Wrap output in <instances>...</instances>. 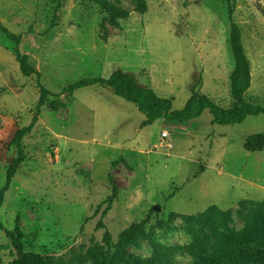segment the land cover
Masks as SVG:
<instances>
[{"label":"rangeland","instance_id":"1","mask_svg":"<svg viewBox=\"0 0 264 264\" xmlns=\"http://www.w3.org/2000/svg\"><path fill=\"white\" fill-rule=\"evenodd\" d=\"M109 1L129 17L113 23L91 0H63L59 8L58 0H0V20L23 34L20 51L52 93L22 140L26 158L4 196L1 221L7 229L19 227L28 250L66 259L103 242L100 219L116 242L148 214L146 235L126 247L136 257L194 242L217 248L213 221L197 213L217 205L228 210L230 229L242 232L255 219L240 214L244 180L254 184L247 206L264 215V149L244 148L249 135L264 133V114L221 125L206 109L187 122L159 118L141 128L145 115L110 87L62 92L81 78L109 77L122 68L160 96L173 97L174 109L186 105L196 83L205 96L232 106L231 3L252 66L246 99L264 106V0H146V13L135 11L132 0ZM14 48L0 30V187L17 155L14 135L31 122L40 96L36 75L21 72ZM163 130L170 149L160 144ZM15 257L0 228V264ZM120 257L113 251L106 263L75 264H120ZM167 264L204 262L177 250Z\"/></svg>","mask_w":264,"mask_h":264},{"label":"trees","instance_id":"2","mask_svg":"<svg viewBox=\"0 0 264 264\" xmlns=\"http://www.w3.org/2000/svg\"><path fill=\"white\" fill-rule=\"evenodd\" d=\"M63 0H58L57 7H61ZM105 11L111 22L117 23L119 19H126L130 11L121 10L114 7L109 0H91ZM135 3L134 10L139 13H146L148 4L146 0H132ZM230 1V0H228ZM234 6L229 3L228 13L230 20L229 41L234 58V67L230 72V91L233 99V105L224 107L214 100L201 93V83L191 86V95L182 109L173 108V97L160 96L152 87L141 85L132 72L122 68L115 69L109 77H84L68 86L62 93L73 94L75 90L89 85L99 84L110 87L113 92L123 97L125 100L134 103L138 110L145 115L140 127H146L153 124L157 119L164 118L168 121L187 122L191 119L200 117L208 109L212 114L213 124H235L242 123L248 116L264 114V106L253 103L246 99V93L252 84V66L247 55L242 30L237 22L233 20ZM0 30L14 42L15 58L20 65V70L25 76L36 75L37 86L40 89L39 100L36 105V113L31 122L19 128L13 138V143L17 147V155L13 159L7 171L5 184L0 187V208L4 201V196L9 190L11 181L17 173L19 167L25 161L26 155L23 146L24 136L31 132L39 119L41 107L47 102L51 91L40 81L41 73L32 64L26 55L20 51V44L23 34H16L6 27L0 20ZM244 148L247 151H261L264 149V133L257 132L249 135ZM204 167H201V172ZM116 186L113 187V194L108 196V204L102 210V218L107 215L114 201V193H117ZM250 200H241L242 208L240 214L244 215L246 220L255 214L254 222L249 224L242 232H235L228 226V210L222 209L217 205L209 206L205 211L197 213L204 215L213 221V231L217 233L218 247L211 248L204 243H189L179 246H171L161 255L151 257H136L128 252L126 247L136 242L146 235L147 224L150 221V214L145 218L132 222L123 229L115 242L111 232L107 229L103 219L98 222L99 228H104L103 242H95L87 246L83 254H77L69 259L63 256H56L50 252H40L28 250L23 240V235L19 227L14 229L5 228L0 218V228L11 241L12 247L16 251V257L7 264H75L82 263L89 259H95L101 263L112 256L113 251L121 253L120 264H167L171 261L174 251L182 250L197 258H200L204 264H264V215L257 213L255 209H250L247 204ZM100 204L95 214L100 212ZM151 213V212H150ZM176 212L170 213V218H174ZM162 222H160L161 224Z\"/></svg>","mask_w":264,"mask_h":264},{"label":"crops","instance_id":"3","mask_svg":"<svg viewBox=\"0 0 264 264\" xmlns=\"http://www.w3.org/2000/svg\"><path fill=\"white\" fill-rule=\"evenodd\" d=\"M242 180H244V178ZM244 182H246L245 185L242 184L239 185V190L242 191L243 193L240 200H245V199L250 200V197L254 196V189H253L254 184L251 183L252 186H250V179L244 180Z\"/></svg>","mask_w":264,"mask_h":264},{"label":"built area","instance_id":"4","mask_svg":"<svg viewBox=\"0 0 264 264\" xmlns=\"http://www.w3.org/2000/svg\"><path fill=\"white\" fill-rule=\"evenodd\" d=\"M168 136H169V132H168L167 130H163V131L161 132V142H160V144H161L162 146H164L165 148L170 149V148H172V143H171V142H165V139H166Z\"/></svg>","mask_w":264,"mask_h":264},{"label":"water","instance_id":"5","mask_svg":"<svg viewBox=\"0 0 264 264\" xmlns=\"http://www.w3.org/2000/svg\"><path fill=\"white\" fill-rule=\"evenodd\" d=\"M155 207H157V208H158L159 206H155Z\"/></svg>","mask_w":264,"mask_h":264}]
</instances>
